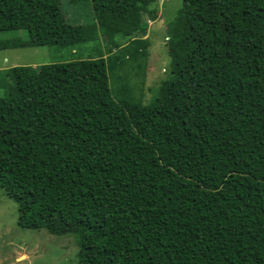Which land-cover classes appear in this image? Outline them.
<instances>
[{
	"label": "trees",
	"instance_id": "16d2710c",
	"mask_svg": "<svg viewBox=\"0 0 264 264\" xmlns=\"http://www.w3.org/2000/svg\"><path fill=\"white\" fill-rule=\"evenodd\" d=\"M62 1L90 21L61 0H0V50L106 38L93 56L0 69L17 225L71 235L75 264H264V0H180L144 103L123 70L143 75L155 0Z\"/></svg>",
	"mask_w": 264,
	"mask_h": 264
},
{
	"label": "rangeland",
	"instance_id": "374dc122",
	"mask_svg": "<svg viewBox=\"0 0 264 264\" xmlns=\"http://www.w3.org/2000/svg\"><path fill=\"white\" fill-rule=\"evenodd\" d=\"M179 2L180 0H155L153 6L151 5L156 8L155 20H149L143 15L147 23L145 37L148 40L143 75H135L131 65L123 70L134 96L140 95L143 103L167 75L169 58L165 46V25L175 15ZM61 7L64 17L72 23L90 21L86 5L72 6L61 0ZM13 34L9 32L2 35ZM105 44L106 38L99 36L98 41L70 49L51 46L2 49L0 69L20 64L35 67L42 63L64 61L78 56H93L96 54L93 46L102 50ZM5 83L1 82V86ZM3 92L4 87L0 88V95ZM16 217L15 202L0 188V264H75L76 244L71 235H54L44 229L21 228L16 223Z\"/></svg>",
	"mask_w": 264,
	"mask_h": 264
}]
</instances>
